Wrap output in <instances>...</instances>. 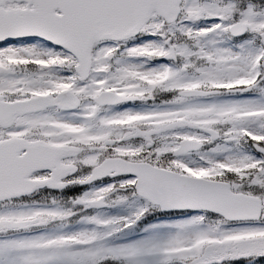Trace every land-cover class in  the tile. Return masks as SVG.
I'll list each match as a JSON object with an SVG mask.
<instances>
[{
  "label": "snow or ice",
  "instance_id": "snow-or-ice-1",
  "mask_svg": "<svg viewBox=\"0 0 264 264\" xmlns=\"http://www.w3.org/2000/svg\"><path fill=\"white\" fill-rule=\"evenodd\" d=\"M0 264H264V0H0Z\"/></svg>",
  "mask_w": 264,
  "mask_h": 264
}]
</instances>
